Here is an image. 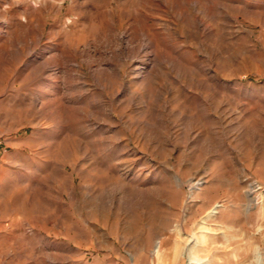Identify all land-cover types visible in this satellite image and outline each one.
<instances>
[{
    "label": "rangeland",
    "instance_id": "374dc122",
    "mask_svg": "<svg viewBox=\"0 0 264 264\" xmlns=\"http://www.w3.org/2000/svg\"><path fill=\"white\" fill-rule=\"evenodd\" d=\"M0 264H264V0H0Z\"/></svg>",
    "mask_w": 264,
    "mask_h": 264
},
{
    "label": "bare ground",
    "instance_id": "6f19581e",
    "mask_svg": "<svg viewBox=\"0 0 264 264\" xmlns=\"http://www.w3.org/2000/svg\"><path fill=\"white\" fill-rule=\"evenodd\" d=\"M213 212V211H212ZM211 215V214H210Z\"/></svg>",
    "mask_w": 264,
    "mask_h": 264
}]
</instances>
